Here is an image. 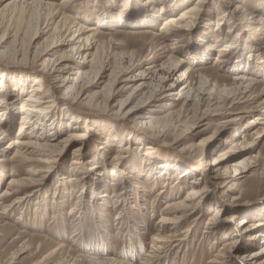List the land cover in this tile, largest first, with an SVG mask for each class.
<instances>
[{
    "label": "rangeland",
    "instance_id": "obj_1",
    "mask_svg": "<svg viewBox=\"0 0 264 264\" xmlns=\"http://www.w3.org/2000/svg\"><path fill=\"white\" fill-rule=\"evenodd\" d=\"M7 1L0 0V8ZM65 6L86 34L96 29L102 46L98 63L91 72L88 58L83 69L89 71L87 77L74 82L75 74H70L63 89L41 76L42 90L54 104L38 120L39 135L27 134L25 140L38 145L48 136L58 143L70 133L85 136L52 150L34 147L30 156H14L10 143L21 123L16 89L29 90L40 74L35 73L37 63L0 55V95L11 98H0V264H53L61 255L41 259L60 244L72 257L115 256L133 264H264V23L257 17L264 16V0H79ZM190 7L194 11L180 24L160 30L169 15L177 18ZM0 25V34L13 27L12 22ZM47 36L33 38L30 51L44 49ZM162 48L165 58L153 61L168 63L153 75L141 97L134 89L139 80L103 102L113 76L106 71L96 82L98 64H106V70L125 69V78L139 79L151 54H161ZM169 54L182 64L179 71L190 74V97L175 96L179 73L171 74ZM74 61L83 62L78 56ZM159 74L166 76L168 101L149 113L159 124L124 116L128 108L145 105ZM237 75L260 84L250 92L237 89ZM93 82L97 84L83 96L76 95L78 87ZM93 94L97 106L86 102ZM129 95L130 105L121 106ZM97 119L103 120L100 125L93 123ZM91 127L96 130L89 131ZM80 147L83 156L77 155ZM220 152L226 160L214 170L209 164ZM51 154L55 156L49 158ZM73 160L78 164L72 165ZM95 165V171L88 170ZM194 184L198 199L184 208L179 203ZM167 204L177 207L165 211ZM162 216L169 222H159ZM241 219L249 232L239 224ZM253 234L258 235L255 241Z\"/></svg>",
    "mask_w": 264,
    "mask_h": 264
},
{
    "label": "bare ground",
    "instance_id": "obj_2",
    "mask_svg": "<svg viewBox=\"0 0 264 264\" xmlns=\"http://www.w3.org/2000/svg\"><path fill=\"white\" fill-rule=\"evenodd\" d=\"M200 1L202 2L203 0H200ZM200 1L198 0V3ZM72 2L78 3L79 0H61L59 4H55L48 0H9L3 7L0 8V22L3 23V25L4 23H7V24L11 22L13 23L12 28H9V29L6 28L5 32H2V34H0V55L11 54L14 56L15 59H18L20 61L31 62L32 65H36L37 63L38 70H35V73L40 74V76L34 77L33 82H32L33 84L29 87L30 88L29 90L25 87H20L16 89L17 96L18 97L21 96V102H20V106L18 109L20 113V117H21L20 119L21 123L19 126L18 134H16L15 139L12 140L10 143V146L14 147L15 149L16 154L14 156L18 154L21 156H25V157L30 156L31 154L35 153L33 150L34 147L37 148L38 150L39 149H42V150L45 149V151L52 150V149L58 148L62 142L67 143L69 140H72L73 138L82 140L85 136V133H79L80 135H77V136L75 134L70 133L67 136V139L64 138L59 143L58 141L54 142L56 141L54 139L55 136H51V137L48 136L47 138L49 140H45L46 142L38 144L39 146L33 140H25V136L27 134L34 135V133H37L36 131L39 130L37 126L38 120L42 116L45 117L46 114L48 113V110L54 104V100H52V96L50 94H46V92L48 91L44 92L42 90L43 83H44L43 78H45V80H47L51 85L52 84L57 85L56 88L63 89V88H66V85L68 84V82H70L67 77L68 75L75 74V78L71 79V81L74 80V82L80 79H83L84 77H87V75L89 74V71H84L83 69L86 67L85 61L88 58H90V60L88 61V64L90 67L89 70H91V72L94 69L93 65L96 64L97 62L96 54L99 52L100 50L99 48L102 46L96 40L97 33L94 34L96 32L95 31L96 29L94 28L89 29V32L90 31L93 32L91 34L89 32H88L89 34L85 33L84 28L81 25H79V23L76 21L73 15L69 14L70 11L65 6V4L72 3ZM194 9L195 7L194 8L190 7V8H186L182 10L179 15L180 17L178 16L177 18L174 15H169L166 19L162 21L160 25L162 26V28L160 30L164 31L172 27L174 25L173 22H175V26H177L185 19L186 16H188V14H190V12H193ZM257 17L259 21L264 23V16L259 15ZM148 21L152 22L153 20L149 17ZM74 28L75 30H73ZM30 31H32V33ZM44 35L46 36L48 35L46 37V41H44V43L46 42L45 48L40 51H37L36 49L35 51L31 52L30 51L31 40L33 38H40L41 36H44ZM83 35L85 36L83 37ZM4 38H6V40H3ZM9 38H11L12 40H11L10 45L6 47L5 45ZM157 41L159 42V45H162L164 43L162 38H159ZM92 49H95L93 53L91 52ZM160 50H162L161 54H157L156 52H153L151 54L152 56L150 57L148 61L149 63H147L143 71L140 72L141 77L139 79H132L129 77L125 78L124 75L127 72V70L125 69L116 70V68H113V69L108 68L106 70V68L108 67L106 66V64H98L99 70L96 72V75H95V78H97L96 82L101 81L105 78L106 71L111 70L109 73V76L110 77L113 76L112 80L110 81L108 85L109 90L105 94L106 99L105 101L103 100V102L105 103L106 101H109V100L112 101L115 97L120 96V94L125 89V87L132 81L137 82L140 80V83L134 86V89L138 88L137 89L138 92L137 93L135 92L136 96H139L140 94H142L141 92L143 91L145 87H147V84L148 82L151 81L153 75L155 73L158 74L159 68L164 66V64L168 63V62H162L160 63V65H156V63L153 61L155 59L159 61L161 60V58H165L164 53L167 51H165L164 48ZM223 51H226V50L222 49V52ZM75 56L80 57V60H83V62L80 64L74 61ZM117 56L120 57V55H117ZM171 56L172 55L167 57L168 58L167 61L171 62L170 63L171 66L169 65L170 66L169 70H171V74L173 72L179 73V76H178L179 80L174 85V88H176L174 90L176 92L175 96H179V97L184 96V98L190 97V94L194 93V87L190 84V78H189L190 74L186 71H179L182 64L177 65L176 60L173 59V57ZM50 57H53V58H50ZM216 62H219L218 58H216ZM104 65L106 68L104 67ZM74 69L76 71H74ZM235 77L236 78L234 79L235 81L234 85L236 86V88L238 89V88L243 87L245 88V90L249 89L247 92L252 91L251 88L253 86L257 87L260 84V83L253 84L254 82L251 77L245 78L242 75H237ZM201 80H204V79L201 78ZM165 81H166V76L159 74L157 85L154 86L155 88L153 89V91H151L149 98L147 99L148 101L144 103L145 105L143 104L144 106L138 107V108L136 106H132L128 108L127 110H125L123 115L127 117H135L136 119H139L142 121H147V124L151 126H155L159 124L161 120L159 119L157 121V119L152 118V116H150L151 114L149 113L153 111L152 109H154V107H157L156 105L159 106L163 101H168V100H165L168 95H164V93L166 92L164 91ZM96 82H93L92 83L93 85H90V86L83 85V86L78 87V90L76 91V95L80 97L83 96L87 92L89 87H92L97 84ZM202 84H205V83L203 82ZM3 85H4L3 82H0V89L4 87ZM68 89L72 90V87H68ZM166 90L168 92L173 91L172 89H169V88H167ZM262 93L264 94V88H263ZM94 96L95 94L87 98L88 101L86 102L89 106H97V104H99L97 100L93 101ZM129 97L130 95L127 96L122 101L123 103L121 106L127 104V102L129 101ZM0 98H6V100L11 99L8 97V95H5V94L0 95ZM131 101L132 99L130 100V103ZM130 103L127 104L126 107L129 106ZM261 103H264V98ZM126 107L124 109H126ZM260 116L264 119V111L261 112ZM97 120L98 121H93V123H98L97 125H100L101 124L100 122L103 121L100 119H97ZM261 124L264 125V120L261 122ZM85 126L87 128V125ZM88 126H92V125L89 124ZM41 129H43V127ZM91 130L94 131L96 129L91 127L89 128V131ZM261 133L262 134L264 133V129H262ZM194 147L195 146H193V148ZM146 149L153 150L154 147L148 146L146 147ZM76 151L79 152V154L77 155L83 156V154H80L83 151L81 147L77 149ZM153 151H155V149ZM60 154H61V151L56 155L59 156ZM225 155L226 153L220 152L217 157L213 158L212 160L213 162L209 164V166L214 168V170L218 169L223 163V160H226ZM54 156L55 155L51 154L49 158H53ZM76 161L77 160H73L72 165L78 164ZM97 168L98 167L95 165V166H91V168H89L88 170L95 171ZM110 173H111L110 175L112 176L111 178H114L117 174L116 170H114L113 168L110 170ZM216 178L217 177H212L211 181H214ZM195 186H196L195 184L190 185V187L187 190L188 193L184 199L185 201H182L179 203L184 208L188 207L189 202L194 200V198L195 199L197 198L199 190ZM164 193H165V190L161 189L160 195ZM175 207H177L175 206V204H167L164 210L165 211L172 210ZM239 221H240L239 224L243 225L244 231L249 232L248 226H246L247 225L246 220L241 219ZM159 222H163V224H166L169 221H167V219L164 216H162ZM257 238H258V235L253 234V237L251 240L255 241ZM153 240L158 243L168 242V239L162 240V239L153 238ZM45 242L49 243L50 241L45 240ZM27 247L28 245L26 246V248ZM65 247L66 246L64 244H60L57 247L51 249L48 253H46L43 256L41 261L43 260L45 261L46 258H49V257L52 258V257H55L56 255H61L58 257L57 261H55L53 264H133L132 262H130L131 259H128L127 261H124L123 259L118 260L115 256L113 257V259L94 257L93 256L94 254L91 255L93 257H88V256L86 257L85 255L84 256L78 255L77 257L76 256L72 257L70 254L71 251L65 250ZM153 247L156 248V245L153 244ZM41 249H42V245H39L35 248L34 255L36 257L37 255H39ZM263 252H264V249L261 250V253ZM261 261L264 262V259H261Z\"/></svg>",
    "mask_w": 264,
    "mask_h": 264
}]
</instances>
